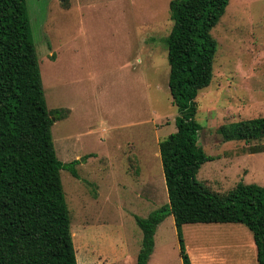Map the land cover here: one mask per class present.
Listing matches in <instances>:
<instances>
[{"label": "rangeland", "instance_id": "obj_1", "mask_svg": "<svg viewBox=\"0 0 264 264\" xmlns=\"http://www.w3.org/2000/svg\"><path fill=\"white\" fill-rule=\"evenodd\" d=\"M170 1L26 0L47 107L66 114L51 126L56 154L79 159V178L60 171L77 264H136L135 217L168 202L159 142L178 115L168 89ZM211 32L214 74L195 99V120L213 159L196 177L217 192L264 186V138L225 141L218 132L264 114V0H229ZM182 237L192 264H257L243 224H184ZM154 240L147 264H183L172 215Z\"/></svg>", "mask_w": 264, "mask_h": 264}, {"label": "trees", "instance_id": "obj_2", "mask_svg": "<svg viewBox=\"0 0 264 264\" xmlns=\"http://www.w3.org/2000/svg\"><path fill=\"white\" fill-rule=\"evenodd\" d=\"M229 0H171L166 38L168 89L178 115L176 131L159 142L168 202L146 217L136 264H147L156 228L168 215L176 227L183 264H192L182 226L239 223L252 233L257 264H264V186L238 182L225 192L196 177L213 159L198 144L199 91L213 78L218 47L212 28ZM66 114L49 110L26 0H0V264H77L60 171L79 178V159L56 154L51 126ZM225 141L264 138V114L223 124Z\"/></svg>", "mask_w": 264, "mask_h": 264}, {"label": "crops", "instance_id": "obj_3", "mask_svg": "<svg viewBox=\"0 0 264 264\" xmlns=\"http://www.w3.org/2000/svg\"><path fill=\"white\" fill-rule=\"evenodd\" d=\"M214 224H233V223H214ZM229 228H230V229H233V227H229ZM241 256H242V254H240V257H241ZM239 262L242 263L241 258H240Z\"/></svg>", "mask_w": 264, "mask_h": 264}]
</instances>
